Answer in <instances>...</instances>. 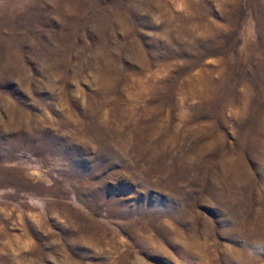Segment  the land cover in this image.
Segmentation results:
<instances>
[{
  "label": "rangeland",
  "instance_id": "374dc122",
  "mask_svg": "<svg viewBox=\"0 0 264 264\" xmlns=\"http://www.w3.org/2000/svg\"><path fill=\"white\" fill-rule=\"evenodd\" d=\"M0 264H264V0H0Z\"/></svg>",
  "mask_w": 264,
  "mask_h": 264
}]
</instances>
